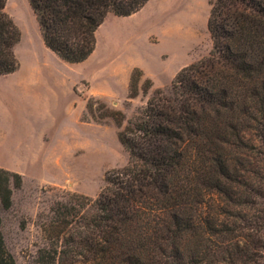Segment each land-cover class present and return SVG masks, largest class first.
I'll use <instances>...</instances> for the list:
<instances>
[{
	"label": "trees",
	"instance_id": "1",
	"mask_svg": "<svg viewBox=\"0 0 264 264\" xmlns=\"http://www.w3.org/2000/svg\"><path fill=\"white\" fill-rule=\"evenodd\" d=\"M45 45L82 63L109 14L132 16L150 0H28ZM0 0V75L21 67L22 32ZM208 56L182 68L166 92L136 68L127 118L101 97L84 120L114 121L129 153L96 197L67 192L41 223L29 264H264V0H212ZM19 172L0 166L9 209ZM0 264H17L0 215Z\"/></svg>",
	"mask_w": 264,
	"mask_h": 264
},
{
	"label": "rangeland",
	"instance_id": "2",
	"mask_svg": "<svg viewBox=\"0 0 264 264\" xmlns=\"http://www.w3.org/2000/svg\"><path fill=\"white\" fill-rule=\"evenodd\" d=\"M212 0H150L138 13L112 18L98 32L87 62L72 64L45 47L28 0H7L6 11L22 32L18 75H0V166L23 175L9 209L0 203L6 246L17 264H29L44 244L41 223L69 193L96 197L108 171L129 153L112 120H84L87 99L101 97L131 118L151 94L129 99L139 68L154 88L172 89L176 74L209 55Z\"/></svg>",
	"mask_w": 264,
	"mask_h": 264
},
{
	"label": "crops",
	"instance_id": "3",
	"mask_svg": "<svg viewBox=\"0 0 264 264\" xmlns=\"http://www.w3.org/2000/svg\"><path fill=\"white\" fill-rule=\"evenodd\" d=\"M146 7V6H145ZM112 16H115L114 14H109L108 16H107V18H106V20H105V22L102 24V26L98 29V31H97V39H98V32L100 31V29L112 18ZM45 44V43H44ZM45 47L47 48V50L48 51H50V52H52V53H54L53 51H51L46 45H45ZM97 49V48H96ZM96 51V50H95ZM16 53H17V56H19L20 55V53H19V50H18V45H17V47H16ZM95 53V52H94ZM94 53L90 56V58H92V56L94 55ZM19 54V55H18ZM55 54V53H54ZM56 55V54H55ZM90 58L89 59H87L86 61H84V62H87L88 60H90ZM84 62H82V63H84ZM20 70V69H19ZM19 70H17L16 72H14V73H12V74H9V75H7V76H16V75H18V73H19Z\"/></svg>",
	"mask_w": 264,
	"mask_h": 264
}]
</instances>
